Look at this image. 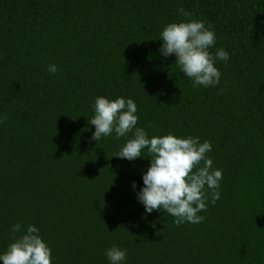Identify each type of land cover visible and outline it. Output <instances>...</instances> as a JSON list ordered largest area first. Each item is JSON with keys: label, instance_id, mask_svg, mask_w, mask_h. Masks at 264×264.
Returning <instances> with one entry per match:
<instances>
[{"label": "trees", "instance_id": "16d2710c", "mask_svg": "<svg viewBox=\"0 0 264 264\" xmlns=\"http://www.w3.org/2000/svg\"><path fill=\"white\" fill-rule=\"evenodd\" d=\"M184 20L211 25L209 51L228 53L215 86L194 87L160 52L162 30ZM101 96L132 99L149 138L211 143L223 178L201 223L146 213L147 150L129 161L114 155L131 133L91 139ZM4 116L0 254L34 225L52 264H110L113 246L122 264H264V0H0Z\"/></svg>", "mask_w": 264, "mask_h": 264}, {"label": "clouds", "instance_id": "9594fccd", "mask_svg": "<svg viewBox=\"0 0 264 264\" xmlns=\"http://www.w3.org/2000/svg\"><path fill=\"white\" fill-rule=\"evenodd\" d=\"M177 11L184 17L191 15L183 8ZM160 40L163 41L161 54L164 57L174 55L175 64L193 81L194 87H210L220 82L221 73L214 66L215 61L226 62L229 56L223 49L217 50L215 55L209 51L216 44L211 25L205 27L200 20L169 23L160 33ZM57 70L54 64L48 66L50 73ZM137 110L130 98L97 97L94 116L89 120L95 126L91 139L98 142L114 134L119 140L131 133L132 138L127 139L114 156L132 161L144 157L142 153L147 150L150 166L142 176L144 187L137 193L146 213L163 210L175 218L176 226L185 222L201 223L204 217L198 213L207 211L209 195L212 204L220 198L219 182L223 178L222 171L213 169V161L207 156L212 150L211 143H201L199 137L179 138L171 133L149 138L145 129L138 126ZM6 119V116L0 118V123ZM132 187L135 189V181ZM21 227L20 223L13 225L12 233L20 232ZM12 240L7 250L0 254L2 264H52L51 249L34 225H28L26 232L19 238L13 236ZM105 255L110 264H122L127 253L113 246Z\"/></svg>", "mask_w": 264, "mask_h": 264}]
</instances>
